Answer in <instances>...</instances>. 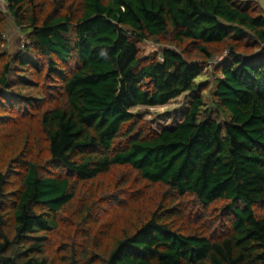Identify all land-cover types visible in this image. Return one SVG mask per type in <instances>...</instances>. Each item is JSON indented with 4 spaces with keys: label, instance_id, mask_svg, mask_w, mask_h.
<instances>
[{
    "label": "trees",
    "instance_id": "1",
    "mask_svg": "<svg viewBox=\"0 0 264 264\" xmlns=\"http://www.w3.org/2000/svg\"><path fill=\"white\" fill-rule=\"evenodd\" d=\"M4 2L0 264H264V6ZM10 19L25 37L15 56ZM147 42L172 47L143 57ZM218 56L215 79L200 83ZM181 97L173 126L132 112ZM16 141L21 155L7 161ZM116 170L159 190L157 202L132 211L125 180L79 197ZM103 199L122 216L107 213L91 231Z\"/></svg>",
    "mask_w": 264,
    "mask_h": 264
},
{
    "label": "rangeland",
    "instance_id": "2",
    "mask_svg": "<svg viewBox=\"0 0 264 264\" xmlns=\"http://www.w3.org/2000/svg\"><path fill=\"white\" fill-rule=\"evenodd\" d=\"M261 6L263 7V1L258 0ZM5 2L4 0H0V8L5 11ZM264 9V7H263ZM5 49L12 55H16L19 53L25 44V37L24 35L19 32V30L11 23L10 19V25L9 28L6 31L5 34ZM172 47L170 43H164L162 45H158L154 42H147L140 46L141 54L143 57H149L153 55H159L163 53V51L166 48ZM224 57L225 56H218L213 61L209 62L208 64H204L203 67L201 66L202 71V77L199 79L200 83H205L206 81L212 82L215 79L216 71V65L219 63H224ZM30 96V95H29ZM205 97H209V94L206 93ZM186 106V100L184 97L179 98L176 101L171 102L170 104L166 106H160V107H153V108H146V107H139L132 112L143 114V116L150 120L151 123H153L154 127L157 129H161L168 125H174L175 121H178L180 119V114H182V109ZM173 117H176L173 119ZM7 129V128H6ZM12 130V131H11ZM24 130H27L28 133L23 132L24 135L30 134L32 132V129H28L27 127L24 128ZM13 135H18V132L10 129ZM17 137V136H16ZM4 139H9L4 137ZM14 148H11V150L6 149V152L8 154V160L16 159L18 156L21 155V148L19 147V142L16 141V143L13 144ZM122 174L121 171L116 170L112 174L105 176L102 179H99L95 183L81 186L79 189V197L89 198L91 197V193L95 196H100L103 194V192H106L107 190H112L114 193L118 188L119 182L121 180H125L128 185L126 188H124L123 191L128 192H134L135 195V202L132 203V211L136 212V210H142L143 213H145L148 209L152 207L155 202H157L159 190L156 188H152L151 186H145L144 184L139 183L138 181H134V178H129V174L125 175ZM122 178V179H121ZM96 202V201H95ZM76 206V204H74ZM96 207H100V212L97 213V216H99V220L95 223H90L88 226V229L91 231H97L100 227V224L104 221H107L110 217L107 216V213L115 215L117 214V217H121V210H114L113 207H111V204H108L106 199L97 201ZM213 211V210H211ZM261 214H264V210L260 211ZM130 217V216H129ZM128 217V218H129ZM122 217V220L126 221V218ZM127 218V219H128ZM74 222L77 223L76 216L74 218Z\"/></svg>",
    "mask_w": 264,
    "mask_h": 264
},
{
    "label": "built area",
    "instance_id": "3",
    "mask_svg": "<svg viewBox=\"0 0 264 264\" xmlns=\"http://www.w3.org/2000/svg\"><path fill=\"white\" fill-rule=\"evenodd\" d=\"M262 1H264V0H262ZM4 39H5V35H4Z\"/></svg>",
    "mask_w": 264,
    "mask_h": 264
}]
</instances>
